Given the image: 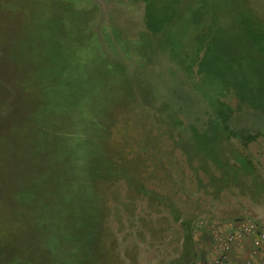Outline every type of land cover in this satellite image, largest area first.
Returning a JSON list of instances; mask_svg holds the SVG:
<instances>
[{
    "label": "rangeland",
    "instance_id": "374dc122",
    "mask_svg": "<svg viewBox=\"0 0 264 264\" xmlns=\"http://www.w3.org/2000/svg\"><path fill=\"white\" fill-rule=\"evenodd\" d=\"M114 3L108 22L95 21L106 26L108 46L95 54L84 43L77 65L52 72L55 85L80 97L67 106L85 105L83 115L64 118L74 137L59 148L36 144L39 116L25 119L12 104L11 112L19 75L0 57L3 198L19 196L16 183L59 181L64 211L58 197L52 204L63 225H40L72 228L67 207L91 211L87 222L106 236L108 264L264 263V0ZM51 17L40 32L66 44L49 29ZM6 27L2 41L14 40ZM26 46L39 68L40 46ZM25 193L23 209L34 192Z\"/></svg>",
    "mask_w": 264,
    "mask_h": 264
},
{
    "label": "trees",
    "instance_id": "16d2710c",
    "mask_svg": "<svg viewBox=\"0 0 264 264\" xmlns=\"http://www.w3.org/2000/svg\"><path fill=\"white\" fill-rule=\"evenodd\" d=\"M100 13L101 6L96 0H0V57L2 62L12 66L15 73L19 75L18 86H16L19 95L16 99L10 97V110L13 113L12 105H16L21 107L20 115L26 117L25 119L35 116H39L35 117L36 119H42L41 123L44 124L37 130L36 143L42 144L41 149L59 148L62 141L69 142L74 137L70 129L71 122L64 118L70 116L73 119L77 113L83 115L85 105L81 103L73 109L69 108L67 102L74 97L80 100V97H77L71 88H59L55 85L52 72L56 69L63 70L66 65H77L86 49L81 46L84 43H87L91 52L95 54H100L105 49L102 31L95 26L97 18L101 21ZM47 14L57 17V19L54 18L55 20L53 17L50 18L49 29L58 33L57 36H66V44L54 43L40 32L43 21H46L42 19ZM4 27L12 37H16L14 40L2 41L1 32ZM36 29L39 30L35 31ZM59 30L62 31L61 34ZM27 42L31 49L35 45L41 48L42 57L39 68L34 69L33 61L37 59L30 58L29 51H26ZM94 70L95 68L90 66L88 74L92 75ZM5 89L6 85L0 76V103L4 100L1 96ZM169 104L170 108L175 107L172 103ZM177 107L181 108V106ZM15 110H17L16 107ZM0 131L4 133L2 127ZM77 134L78 132H75V135ZM56 141L59 143L58 146L53 145ZM41 163L49 164L47 161ZM4 166H1L3 167L0 169L1 172ZM42 177H44L43 174ZM40 181L16 183L13 187L19 196H14L13 193L8 195L13 199L5 200L4 192L0 190V259H6V262L17 259L19 264H102V262L104 264V261L108 264V260L103 259L107 250L106 236L99 233V230L92 226L91 221L87 222L88 216H93L91 211L82 207L85 212L90 213L85 215L80 207L76 208L73 205L70 208L67 207L64 217L68 218L69 214L70 217L75 215L73 219L68 218L72 220V228L58 230L51 225H40V223L48 224L54 220L56 225L62 226L64 222L56 219L54 213L58 212H54L52 204L57 197L59 199L57 205L60 206L63 201L60 198L62 185L58 183L59 181L55 184ZM50 189L56 191L52 198L45 196V192ZM28 190L34 193L29 206L23 209L21 199L27 196L25 192ZM157 198L161 200L162 196L156 194L155 199ZM36 204L41 209L34 212L33 218L30 216L20 218V213L28 214ZM169 207L172 209L171 205ZM63 211V207L60 206L59 212ZM174 218L179 220V217L174 216ZM15 230H19L21 235H16Z\"/></svg>",
    "mask_w": 264,
    "mask_h": 264
},
{
    "label": "crops",
    "instance_id": "0c3cea01",
    "mask_svg": "<svg viewBox=\"0 0 264 264\" xmlns=\"http://www.w3.org/2000/svg\"><path fill=\"white\" fill-rule=\"evenodd\" d=\"M96 1L101 6L100 19H101V22L104 24V20L107 19V22H108V19H109L110 15H111L110 9H112L113 7L116 6V4L114 3V1H119V0H96ZM105 9H107L108 11H110L108 13L109 16H107V17L105 16V11H106ZM105 27L103 25L100 27V31H102V41H103V31L106 29ZM104 43L108 46V42H104ZM249 233L250 232H248V234ZM246 264H252V261H247ZM258 264H264V263L261 262V263H258Z\"/></svg>",
    "mask_w": 264,
    "mask_h": 264
},
{
    "label": "built area",
    "instance_id": "2783aa9c",
    "mask_svg": "<svg viewBox=\"0 0 264 264\" xmlns=\"http://www.w3.org/2000/svg\"><path fill=\"white\" fill-rule=\"evenodd\" d=\"M264 237V233H261V237H259V239L261 238H263ZM233 238H234V236L231 234V235H228V237H227V241H226V243L228 244L230 241H232L233 240ZM258 239V241H260ZM263 240V239H262ZM220 263V260L219 259H217L215 262H214V264H219Z\"/></svg>",
    "mask_w": 264,
    "mask_h": 264
}]
</instances>
